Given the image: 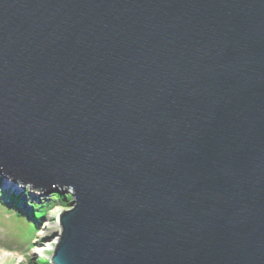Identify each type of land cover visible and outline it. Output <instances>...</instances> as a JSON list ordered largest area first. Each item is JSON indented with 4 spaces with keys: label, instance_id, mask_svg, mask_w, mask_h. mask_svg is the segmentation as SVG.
Segmentation results:
<instances>
[{
    "label": "water",
    "instance_id": "95a60500",
    "mask_svg": "<svg viewBox=\"0 0 264 264\" xmlns=\"http://www.w3.org/2000/svg\"><path fill=\"white\" fill-rule=\"evenodd\" d=\"M0 182L50 264H264V0H0Z\"/></svg>",
    "mask_w": 264,
    "mask_h": 264
},
{
    "label": "rangeland",
    "instance_id": "374dc122",
    "mask_svg": "<svg viewBox=\"0 0 264 264\" xmlns=\"http://www.w3.org/2000/svg\"><path fill=\"white\" fill-rule=\"evenodd\" d=\"M18 188L0 187V264H50L60 237V215L72 208L71 191L58 190L45 194L29 187ZM8 196H14L18 202L17 208L7 201ZM19 209L29 216V220L30 215L39 211L46 213L43 219L35 222L33 229L32 220L29 223L15 211ZM45 232L49 237H45ZM4 252L11 256L1 258Z\"/></svg>",
    "mask_w": 264,
    "mask_h": 264
},
{
    "label": "trees",
    "instance_id": "16d2710c",
    "mask_svg": "<svg viewBox=\"0 0 264 264\" xmlns=\"http://www.w3.org/2000/svg\"><path fill=\"white\" fill-rule=\"evenodd\" d=\"M14 196H8V199H7V201L8 202H10L11 203V205H14V207L15 208H17V204H18V202H17V200L16 199H14L13 198ZM56 198V197H55ZM6 200V199H5ZM19 208H20V206H19ZM20 215H22L24 218H25V220H27L28 221V219H29V216L27 215V216H25V214H23V212L19 209V210H16ZM46 212H44V211H39L38 213H36L35 215H34V217H32L31 215V220H33L34 222H37L38 220H41V219H43V214H45ZM32 228H34V227H32ZM42 264H45V262H41Z\"/></svg>",
    "mask_w": 264,
    "mask_h": 264
},
{
    "label": "bare ground",
    "instance_id": "6f19581e",
    "mask_svg": "<svg viewBox=\"0 0 264 264\" xmlns=\"http://www.w3.org/2000/svg\"><path fill=\"white\" fill-rule=\"evenodd\" d=\"M0 187H2L1 185H0ZM59 226V225H58ZM60 229V228H59ZM55 230V229H54ZM59 231V230H58ZM58 231H56V233L58 232ZM55 232V231H54ZM45 237H49L48 235H47V232H45ZM36 254H38V253H36ZM8 256H11V254H7V253H3L2 254V257L1 258H5V257H8Z\"/></svg>",
    "mask_w": 264,
    "mask_h": 264
}]
</instances>
